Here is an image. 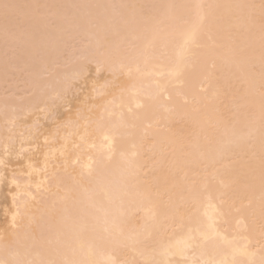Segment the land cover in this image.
Returning <instances> with one entry per match:
<instances>
[{"label": "bare ground", "instance_id": "obj_1", "mask_svg": "<svg viewBox=\"0 0 264 264\" xmlns=\"http://www.w3.org/2000/svg\"><path fill=\"white\" fill-rule=\"evenodd\" d=\"M7 2L0 260L264 264L261 0Z\"/></svg>", "mask_w": 264, "mask_h": 264}, {"label": "snow or ice", "instance_id": "obj_2", "mask_svg": "<svg viewBox=\"0 0 264 264\" xmlns=\"http://www.w3.org/2000/svg\"><path fill=\"white\" fill-rule=\"evenodd\" d=\"M16 7V5L7 2V0H0V12H2L5 17H7ZM250 7L256 6L253 5ZM259 7L261 9L262 15H264V0H261ZM0 264H13V262L8 260H0Z\"/></svg>", "mask_w": 264, "mask_h": 264}]
</instances>
